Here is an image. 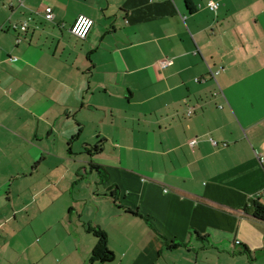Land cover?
<instances>
[{
  "label": "crops",
  "instance_id": "0c3cea01",
  "mask_svg": "<svg viewBox=\"0 0 264 264\" xmlns=\"http://www.w3.org/2000/svg\"><path fill=\"white\" fill-rule=\"evenodd\" d=\"M189 1L0 0V264H264V0Z\"/></svg>",
  "mask_w": 264,
  "mask_h": 264
},
{
  "label": "trees",
  "instance_id": "16d2710c",
  "mask_svg": "<svg viewBox=\"0 0 264 264\" xmlns=\"http://www.w3.org/2000/svg\"><path fill=\"white\" fill-rule=\"evenodd\" d=\"M186 6L189 10H193L191 3L189 0H184ZM100 176L103 174L101 170L98 169ZM114 194V193H113ZM114 197V195H112ZM135 215L141 216L136 212H132ZM252 216L258 220L264 221V203L260 202L259 200L254 201L253 204V212ZM144 220L147 222V218L143 217ZM87 232L91 233L95 238V245L91 250L90 257L88 258L87 264H96V263H110L114 260V253L108 247L107 235L104 230L99 227L88 225L86 228ZM177 246V244H173ZM242 254L252 258L251 252L247 247H243Z\"/></svg>",
  "mask_w": 264,
  "mask_h": 264
},
{
  "label": "built area",
  "instance_id": "2783aa9c",
  "mask_svg": "<svg viewBox=\"0 0 264 264\" xmlns=\"http://www.w3.org/2000/svg\"><path fill=\"white\" fill-rule=\"evenodd\" d=\"M20 4L22 5V2L20 1ZM219 3L216 0H211L208 2V9H210L211 11H215L218 7ZM43 17L45 20L47 21H51L54 18V13H53V9L50 6H46L44 11H43ZM93 25V20L87 16L84 15H79L75 21L73 22V24L70 27V32L76 36L77 38L80 39H84L86 38V36L88 35L91 27ZM15 28H18L21 32H24L27 30V22L24 21L19 25H14ZM169 63H171V59L166 58L163 59L161 61V65L162 66H166ZM221 68L217 69V70H210V74L211 76L214 78L220 71ZM192 113V109H188L187 111V116L191 115ZM196 140L195 139H191L189 140V145L193 146L195 144ZM257 158L260 162V164L262 165L263 169H264V155L263 154H258ZM258 198L261 199V201L264 203V188L258 193ZM236 243H238V241H236Z\"/></svg>",
  "mask_w": 264,
  "mask_h": 264
},
{
  "label": "rangeland",
  "instance_id": "374dc122",
  "mask_svg": "<svg viewBox=\"0 0 264 264\" xmlns=\"http://www.w3.org/2000/svg\"><path fill=\"white\" fill-rule=\"evenodd\" d=\"M83 136H85V135H83ZM81 138H83V137H81ZM72 143L75 144L73 146V148H74V161L76 162V163L74 162V164H73L74 167H72V171L74 170L73 173H75V170H78L80 172V175L83 176V175H85V173L83 172V169L84 168H87V171L89 170V166L86 163V161L89 159V156L84 151V145H83L82 140L79 142V144H77V141H73ZM93 144L94 143H92V145ZM66 181H68V180H66ZM70 185L76 187V183H71ZM73 190L74 189H72V191ZM36 238H39V239L36 240ZM39 240H40V236L37 235V236L34 237V240L33 241L36 244V243H38ZM54 240L55 241H59L60 240L59 241L60 244L59 245L56 244V246H54V248L51 251V253L48 254V257L51 260H54V258L60 257L64 253L66 254L68 252L67 251V247H66L65 243L63 242V240L61 241V238H60V235L59 234H57V236L55 237Z\"/></svg>",
  "mask_w": 264,
  "mask_h": 264
}]
</instances>
